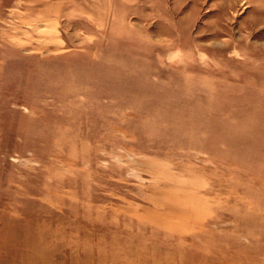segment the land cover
Instances as JSON below:
<instances>
[{
	"label": "rangeland",
	"instance_id": "1",
	"mask_svg": "<svg viewBox=\"0 0 264 264\" xmlns=\"http://www.w3.org/2000/svg\"><path fill=\"white\" fill-rule=\"evenodd\" d=\"M0 264H264V0H0Z\"/></svg>",
	"mask_w": 264,
	"mask_h": 264
}]
</instances>
